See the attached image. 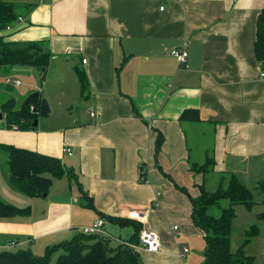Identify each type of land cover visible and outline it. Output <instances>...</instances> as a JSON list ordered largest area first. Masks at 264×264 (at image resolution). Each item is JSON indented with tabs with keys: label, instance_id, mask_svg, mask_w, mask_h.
<instances>
[{
	"label": "crops",
	"instance_id": "obj_1",
	"mask_svg": "<svg viewBox=\"0 0 264 264\" xmlns=\"http://www.w3.org/2000/svg\"><path fill=\"white\" fill-rule=\"evenodd\" d=\"M12 4L19 7L16 15L22 21L4 32L8 40L41 42L50 53L39 91L49 113L38 117L32 131L1 129L0 121V145L59 159L77 175L92 207L66 177L52 179L45 197L24 195L28 216L0 219V251L40 254L104 215L136 220L158 236V251L136 249L143 264H193L190 250L183 260L178 252L202 234L192 224L189 198L180 189L197 197L209 174L216 175L217 184L231 174L245 185L264 183V77L253 52L264 0ZM184 41L188 57L180 68L167 52ZM77 70L86 78L83 94ZM10 73L14 79L28 77V88H36L32 80L41 79L34 68L14 67ZM186 109L197 110L200 121H179ZM157 133L164 141L155 156ZM208 158L214 161L210 173L191 171ZM140 169L148 183L140 181ZM13 189L9 200L15 192L22 194ZM261 194L249 209L235 206L234 220L248 211L258 220L264 212ZM247 228L239 233L236 250ZM131 234L130 228L105 221L102 236L110 244L126 243ZM261 245L264 228L259 225L258 235L245 247L256 264H264Z\"/></svg>",
	"mask_w": 264,
	"mask_h": 264
},
{
	"label": "trees",
	"instance_id": "obj_2",
	"mask_svg": "<svg viewBox=\"0 0 264 264\" xmlns=\"http://www.w3.org/2000/svg\"><path fill=\"white\" fill-rule=\"evenodd\" d=\"M15 7L18 6L0 1V68L6 71L14 67L34 68L44 74L51 56L44 49L43 44L35 41H10L4 34L5 28L13 25L18 18ZM253 52L256 62L264 73V9L256 18ZM76 74L80 83V92L83 94L86 88L85 74L79 70ZM43 78L41 75V79ZM0 111L3 117L1 129L32 131L33 122L37 121L38 117L47 116L49 107L39 91H31L18 105L13 97L0 102ZM134 113L137 115L136 112ZM179 121H200L198 111L184 110ZM163 141V136L157 133L155 156L158 155ZM0 147L6 152L10 184L23 195L30 198L44 197L49 193L52 179L66 177L84 195L87 206L92 207V198L81 189L77 175L72 169L62 165L59 159L12 145H0ZM213 167L214 161L208 158L204 164L200 166L193 164L190 169L195 174L205 176L213 170ZM226 178L227 180L221 179L212 192L207 191L204 184L199 185V194L195 198L189 196L186 190L180 189L189 198L192 224L200 231L206 244L202 264H256L255 258L245 253V247L258 235L257 225H251L245 232L239 248L235 252L231 251L234 207L251 208L256 204L255 196L236 175L231 174ZM255 188L259 193H263L264 183L257 182ZM224 201L228 203V207L221 209L218 218L208 213L210 208H218ZM29 214V207L18 208L0 200V219L26 217ZM101 218L120 228H130L132 234L127 242L111 246L110 240L102 234L84 235L80 232L67 241L47 247L40 256L34 255L30 250L0 251V264H143L138 251L133 248L139 244L141 223L133 219L104 215H101ZM257 219L264 228V212L258 214ZM54 256L56 257L53 261Z\"/></svg>",
	"mask_w": 264,
	"mask_h": 264
},
{
	"label": "rangeland",
	"instance_id": "obj_3",
	"mask_svg": "<svg viewBox=\"0 0 264 264\" xmlns=\"http://www.w3.org/2000/svg\"><path fill=\"white\" fill-rule=\"evenodd\" d=\"M0 1L8 2V3H12V2L16 3L17 1H20V0H0ZM14 5H17V4H14ZM18 8L19 7H15V10L17 12L19 11ZM46 72H47V70H46ZM46 72L44 74L41 73L42 77H44L43 79L32 80V82L34 83L36 88H33V86H31V88H28L26 86L28 84H31L29 82L30 79L28 77L18 76L19 78H17L16 80L20 81V83L23 86H21L20 88L8 89L4 84V79L6 77H10V76H8V75H11L10 70L6 71V70L0 68V102L6 100L9 97V95H12L16 98V103L18 105V104H20V102L22 101V98L26 95L27 92H29V91H41V89H43ZM73 108L76 109L75 106H73ZM1 148L2 147H0V199L3 202L10 204V205H13L15 207H24L25 208L26 206H29V205L25 203L26 200H28V198L25 197L23 194L18 195L15 192L14 193L15 196H14L13 200H9L7 198V194L8 195L12 194V192H13L12 190H14V189H13L12 185L10 184L9 177H8L7 163L5 161L6 160V152H5V150H2ZM246 185L253 192V194L255 196V200L259 199L262 196V194L259 193L256 190V188H254V187H256V184L254 185V181H253V183L247 182ZM217 186H218V184H217L216 175L209 174L207 176L206 189L208 191L212 192L217 188ZM226 207H228V203L226 201H224L220 204V207L210 208L208 213L211 216L218 218L220 216L221 209L226 208ZM248 212H246L244 217L239 216L236 220H233L232 233H231V241H232L231 251L232 252L236 251V245H237L236 243H238L237 241H238V239H240L239 233H242L243 229L248 227L247 228V230H248L251 225H257L258 229H259V225H262V223L259 220H256V218L253 215L249 216ZM238 220H240L241 223H239ZM242 220L245 221V222L243 221V224H242ZM241 237H243V236H241ZM244 237L242 238L243 240H244ZM111 246H114V244L111 243ZM261 248H262V250H260V252L263 253L264 246L261 245ZM15 250H17V249H15ZM188 250H190V252H191L190 255L194 256L193 257L194 258L193 264H202L203 263L204 254H205V250H206V244H205L203 237L196 239L195 243H193L191 246H188ZM43 253H44V251L40 252V254H34V253L33 254L40 256ZM261 255H262L261 257L264 258V254H261ZM55 257L56 256H54L53 261L55 260Z\"/></svg>",
	"mask_w": 264,
	"mask_h": 264
},
{
	"label": "built area",
	"instance_id": "obj_4",
	"mask_svg": "<svg viewBox=\"0 0 264 264\" xmlns=\"http://www.w3.org/2000/svg\"><path fill=\"white\" fill-rule=\"evenodd\" d=\"M163 8L161 7L160 10H162ZM22 19L21 18H17L14 24H17L19 22H21ZM13 24V25H14ZM13 25L7 26L5 28V32H10L12 30ZM167 55L174 58L177 63L178 66L184 67L187 61V57H188V51H187V42L184 41L180 47L175 48V49H171L167 52ZM85 62V61H83ZM262 77H264V73L261 74ZM4 84L6 86H10V87H18L21 85L20 81L11 78V77H6L4 79ZM90 116L93 117L94 113L91 112ZM65 152L69 155H71V152L69 149H66ZM139 178L140 181L143 183H148L149 180L147 178V176L144 174V171L142 169H140V174H139ZM159 194L155 197V206L158 207L160 205L159 202ZM104 226H105V221L103 219H97L92 225L88 226V227H84L81 229V233L84 235H96V234H103L104 233ZM177 228L174 227V230H176ZM159 238L158 236L151 230L149 229H142L139 235V244L138 246H133L134 249H143L145 251L148 252H156L159 249ZM189 250L185 247H183L179 252H178V257L183 260L185 258V256L188 254Z\"/></svg>",
	"mask_w": 264,
	"mask_h": 264
},
{
	"label": "water",
	"instance_id": "obj_5",
	"mask_svg": "<svg viewBox=\"0 0 264 264\" xmlns=\"http://www.w3.org/2000/svg\"><path fill=\"white\" fill-rule=\"evenodd\" d=\"M3 120V117H2V113H1V111H0V121H2ZM37 125V122L35 121V122H33V127H35ZM45 197V196H44Z\"/></svg>",
	"mask_w": 264,
	"mask_h": 264
}]
</instances>
